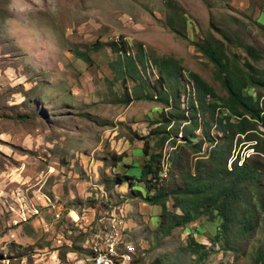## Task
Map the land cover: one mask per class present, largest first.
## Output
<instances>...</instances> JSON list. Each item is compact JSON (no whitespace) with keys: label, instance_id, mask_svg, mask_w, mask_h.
<instances>
[{"label":"rangeland","instance_id":"rangeland-1","mask_svg":"<svg viewBox=\"0 0 264 264\" xmlns=\"http://www.w3.org/2000/svg\"><path fill=\"white\" fill-rule=\"evenodd\" d=\"M168 9L188 16V37L169 26ZM258 15L264 21V0H0V264H92L89 249L114 219L122 226L123 261L194 264L188 252L178 257L170 238H156L160 207L130 195L125 185L106 187L117 171L141 175L145 142L157 150L149 115L162 106L111 101L110 42L123 37L133 51L141 43L154 55L176 57L225 95L215 65L193 42L210 32L221 38L214 21L264 51ZM241 42L228 43L229 50L253 63ZM258 65L264 68V59ZM242 140L234 142L229 167L235 157L242 162L256 154ZM178 144L193 170L200 154L181 134ZM172 149L167 141L163 152ZM201 224L216 231L206 215L180 232ZM204 243V264H253L247 240L239 255Z\"/></svg>","mask_w":264,"mask_h":264},{"label":"trees","instance_id":"trees-1","mask_svg":"<svg viewBox=\"0 0 264 264\" xmlns=\"http://www.w3.org/2000/svg\"><path fill=\"white\" fill-rule=\"evenodd\" d=\"M166 13L169 26L188 37V16L169 9ZM260 18L258 15L256 21L264 26ZM212 27L221 38L210 32L193 43L215 65L225 95L176 57H159L141 43L133 51L132 44L123 37L110 42L115 53L108 63L111 101L124 105L158 102L162 106L149 115V136L157 137V150L151 152L152 146L145 142L141 175L117 171L114 177H108L111 184L106 187L112 190L115 185H125L130 195L160 207L155 221L156 238H170L178 257L188 252L196 256L192 259L194 264H204L209 254L205 238L236 255L242 252L241 242L247 240L252 245V238L253 264H264V68L258 65L264 59V51L241 42L237 30L220 29L214 21ZM238 40L253 63L242 62L236 52L229 50L228 43ZM99 45L97 42L94 47ZM79 54L84 59L91 58L86 51ZM196 132H200L199 139ZM180 134L183 142L200 154L193 170L184 162L178 144ZM237 137L253 146L256 154L244 158L241 164L235 157L229 167ZM167 141L173 148L168 155L163 152ZM117 159L123 161V155ZM110 202L106 205L112 211ZM206 215L214 221V233L205 224L189 225L182 236L183 226ZM134 258L142 261L138 255Z\"/></svg>","mask_w":264,"mask_h":264},{"label":"bare ground","instance_id":"bare-ground-1","mask_svg":"<svg viewBox=\"0 0 264 264\" xmlns=\"http://www.w3.org/2000/svg\"><path fill=\"white\" fill-rule=\"evenodd\" d=\"M121 230V222L114 219L105 233L101 234L91 245L92 264H130V262L123 261L125 255L120 253L122 252L120 245L123 241Z\"/></svg>","mask_w":264,"mask_h":264},{"label":"clouds","instance_id":"clouds-1","mask_svg":"<svg viewBox=\"0 0 264 264\" xmlns=\"http://www.w3.org/2000/svg\"><path fill=\"white\" fill-rule=\"evenodd\" d=\"M247 144V143H246ZM252 147V146H251ZM254 150V149H253ZM255 152V151H254ZM240 159V158H239ZM244 159V158H243ZM241 160V159H240ZM240 164H241V162H240Z\"/></svg>","mask_w":264,"mask_h":264},{"label":"crops","instance_id":"crops-1","mask_svg":"<svg viewBox=\"0 0 264 264\" xmlns=\"http://www.w3.org/2000/svg\"><path fill=\"white\" fill-rule=\"evenodd\" d=\"M83 259H79V262L82 261Z\"/></svg>","mask_w":264,"mask_h":264}]
</instances>
